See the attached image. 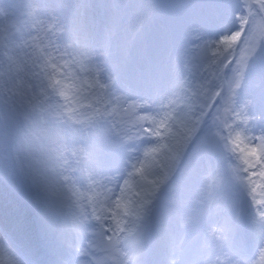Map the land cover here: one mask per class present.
<instances>
[{
    "label": "snow or ice",
    "instance_id": "1",
    "mask_svg": "<svg viewBox=\"0 0 264 264\" xmlns=\"http://www.w3.org/2000/svg\"><path fill=\"white\" fill-rule=\"evenodd\" d=\"M255 177L264 0H0V264H257Z\"/></svg>",
    "mask_w": 264,
    "mask_h": 264
},
{
    "label": "rangeland",
    "instance_id": "2",
    "mask_svg": "<svg viewBox=\"0 0 264 264\" xmlns=\"http://www.w3.org/2000/svg\"><path fill=\"white\" fill-rule=\"evenodd\" d=\"M209 55H211V53H209ZM257 184H258V181H257ZM257 193H259V190H258V188H257ZM263 263H264V260H263Z\"/></svg>",
    "mask_w": 264,
    "mask_h": 264
}]
</instances>
